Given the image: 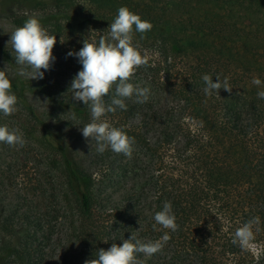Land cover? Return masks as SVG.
I'll list each match as a JSON object with an SVG mask.
<instances>
[{
    "label": "trees",
    "instance_id": "obj_1",
    "mask_svg": "<svg viewBox=\"0 0 264 264\" xmlns=\"http://www.w3.org/2000/svg\"><path fill=\"white\" fill-rule=\"evenodd\" d=\"M6 1L50 9L40 15L16 13L13 23L20 27L30 16L37 17L56 36L54 50L75 72L82 65L67 53L78 52L84 39L98 42L107 35L106 30L87 36L83 31L88 25L105 19L110 26L125 6L153 28L143 40L135 34L150 59L131 81L150 87L149 100L140 104L133 96L125 101L126 111L117 109L105 117L135 138L132 157L125 156L117 165L110 148L102 154L95 148L84 161L75 158L66 135L89 123L91 114L83 102L73 100L71 90L57 96L54 78L52 83H37L16 72L9 78L18 104L40 125L53 178L43 185L28 184L39 194L25 206L21 222L20 207L0 209V264H41V244L35 237L41 228L51 229V234L64 228L67 240L83 243L81 255L86 259L130 239L132 233L148 242L167 231L171 239L163 250L150 258L137 254L138 264H247L251 251L232 240L238 227L257 216L255 236L264 233V99L257 97L261 89L251 83L254 77L264 80V35L252 36L251 23L240 27L238 14L252 9L264 14V0H249L247 5L240 0H169L154 7L96 1L80 10L72 0ZM0 53L15 65L1 43ZM204 74L213 82L217 76L227 77L232 92L221 89L206 96ZM27 93L48 97V120H42ZM121 185L122 200H109L108 190ZM166 201L179 225L175 232L160 225L153 229L154 215ZM8 231L14 232L9 239Z\"/></svg>",
    "mask_w": 264,
    "mask_h": 264
},
{
    "label": "clouds",
    "instance_id": "obj_2",
    "mask_svg": "<svg viewBox=\"0 0 264 264\" xmlns=\"http://www.w3.org/2000/svg\"><path fill=\"white\" fill-rule=\"evenodd\" d=\"M152 28L151 22L122 6L107 29L106 36H101L98 42L84 39L83 47L78 52L67 53V56L78 58L82 65V70L74 76L69 89L73 93V100L83 102L90 109L91 121L80 130L85 140L90 138L95 141L98 153L102 154L110 148L116 154L132 157L135 138L130 137L122 128L114 127L105 117L108 113H115L117 109L126 111L125 101L133 96L140 104L149 100L150 87H142L131 81L139 68L149 65L150 59L147 52L142 51L139 42L135 41V34L139 33L140 40H143ZM56 43V36L49 34L37 17L30 16L23 26L10 33L7 42L15 53L14 59L19 66L17 74L30 79H43L44 72L50 70L55 60L53 49ZM216 78L217 82H213L211 75L202 76L206 96L219 94L221 89L232 92L227 77L223 80L219 76ZM251 83L264 88V82L258 77H254ZM106 96L110 97L107 101ZM257 97L264 99V90L258 91ZM17 105L18 97L12 91L11 80L4 69L0 70V113L5 117L11 116L19 110ZM0 143L16 148L23 147L26 140L18 128H9L5 124L0 125ZM154 221V230H158L157 225L172 232L179 229L172 204L168 201L155 213ZM259 223L258 216L243 223L235 230L232 243L238 244L242 250L252 248L255 240L253 229ZM170 239L167 231L159 239L148 242L141 241L132 233L130 239H123L120 244L112 243L107 250L99 249L95 258L85 260L84 264H138L137 254L150 258L161 252Z\"/></svg>",
    "mask_w": 264,
    "mask_h": 264
},
{
    "label": "rangeland",
    "instance_id": "obj_3",
    "mask_svg": "<svg viewBox=\"0 0 264 264\" xmlns=\"http://www.w3.org/2000/svg\"><path fill=\"white\" fill-rule=\"evenodd\" d=\"M74 2V6L77 7L78 10L81 8H88L95 6L94 3L99 4H112V1L116 3H130L138 6H146L154 7L160 5L161 2L169 1V0H72ZM97 1V2H96ZM157 1V4H156ZM193 0H180L179 2L189 3ZM251 1V0H250ZM249 2L246 0H240V5L242 3ZM8 4V5H7ZM244 5V4H242ZM244 7V6H240ZM241 9V8H240ZM50 11V9H41L36 8L33 9L28 2L23 5L12 3L10 4L6 0H0V43L2 46L15 57V53L11 47V45H7V42L10 39V33L17 28V26L13 23L12 16L14 14H34L40 15L44 12ZM253 11V12H252ZM260 12V11H258ZM238 21L240 23V27L243 28L245 25H249L252 30V36L259 34L260 37L264 35V14L257 13L256 10H251L250 14H245L239 11ZM179 14L175 13L174 19L178 20ZM109 19H112L111 14H109ZM109 21V20H107ZM107 21L105 19L98 20L95 24H90L84 29L83 32L87 36L92 35L95 31H106L109 28V25L106 24ZM110 23V22H108ZM111 24V23H110ZM49 34L54 35L50 32L49 28H46ZM95 32V33H96ZM55 36V35H54ZM57 39V38H56ZM64 42V41H63ZM58 40L57 43L58 44ZM263 49H259L261 52ZM263 53V52H261ZM53 55L55 60L50 68L44 72L43 79H30V77L24 76V79L27 81H33L39 83L45 81L46 83L49 81L52 83L56 81V95H64L70 89L71 81L74 76L78 73L71 70V66L69 60L65 57L60 56L53 49ZM14 61V66L5 62L0 53V70H5L8 78L15 75L17 73L18 65ZM73 69V68H72ZM30 71V69L28 70ZM44 71V70H42ZM261 79V78H259ZM262 80V79H261ZM264 82V80H262ZM255 88L257 86L253 85ZM258 88V87H257ZM68 89V90H67ZM264 90V88H258ZM28 101L36 108L42 120H48V113L50 111V101L48 97L44 94H31L27 93ZM18 111L11 116H3L0 113V125H7L9 128H18L24 135L26 140V144L23 147H10L7 144L0 143V209L2 210H13L15 206L20 207L22 210H19V216L17 220H19L21 213H23L25 206H31L32 200L38 196V192L31 187H28L30 182L42 184L46 181L48 182L49 178H53L49 176V169L47 165V156L49 154V150L44 145L41 135L42 131L40 129L39 123L35 122V120L30 116V114L22 108L19 104L17 105ZM38 129L36 132V136L32 134V129ZM77 130L76 136L66 135V139L69 141L73 154L75 158L84 161V159L88 158L87 156L97 148L95 141L85 140L80 130V127L75 128ZM107 152V150H106ZM109 152V151H108ZM113 155V154H110ZM117 158L115 159V164H119L120 160L125 161V155L123 154H114ZM55 173H53L54 176ZM26 184V185H25ZM49 185V184H46ZM38 187V186H37ZM55 189L58 191V187L55 186ZM58 193V192H57ZM109 200H122L125 196V185L117 186V188L109 189ZM54 202V201H53ZM18 222H21L20 220ZM256 231L259 232V228H256ZM14 232L8 231L5 238H10ZM34 234V233H33ZM67 231L64 228H55L53 234H51V229H37L35 231V237L38 239L37 243L41 244L40 248L42 249L41 256H38V261L41 264H84L85 260H87L84 256L81 255V251L85 249L82 248V242L79 240H72V237L67 240L66 237ZM51 236V241L47 243L45 238ZM14 239H19L18 236ZM251 253L248 255L249 260L247 264H264V233L261 232L255 236V240L253 241V247L249 249Z\"/></svg>",
    "mask_w": 264,
    "mask_h": 264
}]
</instances>
